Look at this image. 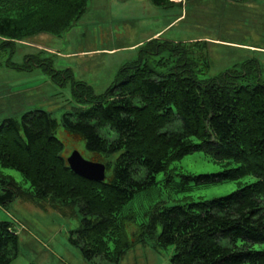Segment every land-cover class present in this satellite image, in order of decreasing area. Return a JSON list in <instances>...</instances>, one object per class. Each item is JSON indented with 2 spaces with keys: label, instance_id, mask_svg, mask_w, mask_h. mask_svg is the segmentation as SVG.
Returning a JSON list of instances; mask_svg holds the SVG:
<instances>
[{
  "label": "trees",
  "instance_id": "1",
  "mask_svg": "<svg viewBox=\"0 0 264 264\" xmlns=\"http://www.w3.org/2000/svg\"><path fill=\"white\" fill-rule=\"evenodd\" d=\"M88 2L0 0V38L12 44L39 34L60 36L83 15ZM145 45L141 50L160 57L159 64L171 57L176 66L158 72L148 60L128 63L104 96L80 99V108L62 118L64 128L102 159L97 162L105 165L103 181L71 170L55 136L57 122L43 110L2 120L0 166L19 171L35 198L78 206L81 223L70 240L86 259L103 257L116 264L134 243L118 223L122 207L170 163L203 152L225 169L218 175H200L197 181L221 183L247 175L255 180L224 198L186 206L156 204L139 236L155 235L159 227L158 244L175 246L172 264H264V83L239 84L226 75L199 81L181 43L153 38ZM192 178L183 176V184ZM12 183L0 193V203L21 192ZM17 250V234L10 223L0 221V264H9Z\"/></svg>",
  "mask_w": 264,
  "mask_h": 264
},
{
  "label": "rangeland",
  "instance_id": "2",
  "mask_svg": "<svg viewBox=\"0 0 264 264\" xmlns=\"http://www.w3.org/2000/svg\"><path fill=\"white\" fill-rule=\"evenodd\" d=\"M182 1L162 7L150 0H89L83 15L60 36L39 34L12 44L0 38V123L28 111H46L57 122L55 136L63 144L66 162L73 152L87 161H102L87 150L84 139L64 128L62 118L80 108V99L104 96L128 63L148 60L158 72L176 66L171 57L159 64L160 57L141 50L153 38L181 43L199 81L226 75L239 84L264 83V0ZM101 132L105 134L107 128ZM224 169L196 151L156 174L154 182L120 210L118 223L134 243L116 264H172L175 246L158 244L159 227L155 235L139 236L150 208L224 198L255 180L251 175L221 183L196 180ZM185 175L193 176L187 185L182 181ZM7 182L21 191L10 202L0 203V221L10 223L18 236L17 254L9 264H112L103 257L86 259L81 247L70 240L81 223L78 206L35 198L19 171L0 166V193L12 188ZM108 246L112 252V240Z\"/></svg>",
  "mask_w": 264,
  "mask_h": 264
},
{
  "label": "water",
  "instance_id": "3",
  "mask_svg": "<svg viewBox=\"0 0 264 264\" xmlns=\"http://www.w3.org/2000/svg\"><path fill=\"white\" fill-rule=\"evenodd\" d=\"M71 170L77 175L94 181L105 179V165L100 162L87 161L78 152H73L67 159Z\"/></svg>",
  "mask_w": 264,
  "mask_h": 264
},
{
  "label": "crops",
  "instance_id": "4",
  "mask_svg": "<svg viewBox=\"0 0 264 264\" xmlns=\"http://www.w3.org/2000/svg\"><path fill=\"white\" fill-rule=\"evenodd\" d=\"M171 1H173L174 3H177V4H179L180 2L182 3L183 1L182 0H171ZM157 34H155V36H156Z\"/></svg>",
  "mask_w": 264,
  "mask_h": 264
}]
</instances>
